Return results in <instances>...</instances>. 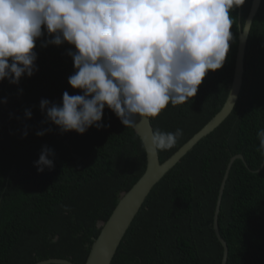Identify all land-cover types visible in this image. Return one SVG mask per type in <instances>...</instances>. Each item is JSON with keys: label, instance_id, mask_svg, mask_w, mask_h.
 <instances>
[{"label": "trees", "instance_id": "trees-1", "mask_svg": "<svg viewBox=\"0 0 264 264\" xmlns=\"http://www.w3.org/2000/svg\"><path fill=\"white\" fill-rule=\"evenodd\" d=\"M252 0L232 10L234 39L224 65L209 71L186 103L167 105L150 118L154 132L183 135L158 151L166 160L223 106L229 94L239 42ZM38 68L19 84L0 81V264H34L65 258L85 264L94 238L146 168L143 143L107 107L97 129L61 133L45 121L42 99L60 104L63 92L81 94L73 74L72 46L41 47ZM7 100L5 103L4 100ZM29 109L31 118H25ZM264 128V0L246 42L242 86L231 113L204 136L155 184L119 245L111 264H221L223 247L213 230L219 187L230 169L218 214L228 246L226 264H264V155L256 132ZM45 131L36 135L37 131ZM27 135H23L24 132ZM43 146L54 151V166L38 172Z\"/></svg>", "mask_w": 264, "mask_h": 264}, {"label": "clouds", "instance_id": "clouds-1", "mask_svg": "<svg viewBox=\"0 0 264 264\" xmlns=\"http://www.w3.org/2000/svg\"><path fill=\"white\" fill-rule=\"evenodd\" d=\"M245 0H0V81L19 84L38 70L34 50L72 46L74 72L67 79L81 94L63 92L61 103L42 99L45 121L61 133L83 134L104 127L110 109L125 127L158 116L169 104L194 97L209 71L220 69L233 41L232 10ZM250 31L251 24L243 25ZM4 102L7 100L5 98ZM25 118L32 112L26 109ZM36 132L40 136L49 131ZM23 135H27L25 131ZM183 130L151 136L154 151H166ZM264 155V128L256 132ZM54 151L43 146L38 172L54 166Z\"/></svg>", "mask_w": 264, "mask_h": 264}, {"label": "water", "instance_id": "water-1", "mask_svg": "<svg viewBox=\"0 0 264 264\" xmlns=\"http://www.w3.org/2000/svg\"><path fill=\"white\" fill-rule=\"evenodd\" d=\"M261 0H252L250 10L247 14L244 24L250 23L252 25L253 19L257 13ZM243 24V25H244ZM250 31L243 30L239 33V42L236 55V62L234 68V76L231 83V88L227 99L225 100L221 109L190 139H188L178 150L169 156L163 162H160L158 151H154L151 146V136L154 133L150 118L140 121L137 116V125L134 126L139 135L145 150L146 168L139 179L132 185V187L123 192L117 205L113 209L109 218L102 222L99 235L94 238L89 255L85 264H111L112 259L121 244L127 230L133 222L135 216L139 212L147 196L151 192L155 184L173 168L185 154H187L204 136L211 133L217 128L222 121L233 110L236 100L239 96L242 78L244 72V54L246 42ZM236 159H242L243 155L237 153L233 155L226 166L223 179L221 181L213 220V230L219 242L223 247V256L221 264H226L228 259V246L226 241L220 234L218 226V214L220 211L221 198L224 192L226 180L228 178L230 169ZM264 166V162L261 167ZM34 264H74L72 261L65 258H49L41 260Z\"/></svg>", "mask_w": 264, "mask_h": 264}]
</instances>
